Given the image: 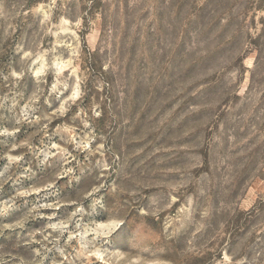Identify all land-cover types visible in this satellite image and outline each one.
Masks as SVG:
<instances>
[{
  "label": "rangeland",
  "instance_id": "obj_1",
  "mask_svg": "<svg viewBox=\"0 0 264 264\" xmlns=\"http://www.w3.org/2000/svg\"><path fill=\"white\" fill-rule=\"evenodd\" d=\"M0 264H264V0H0Z\"/></svg>",
  "mask_w": 264,
  "mask_h": 264
}]
</instances>
